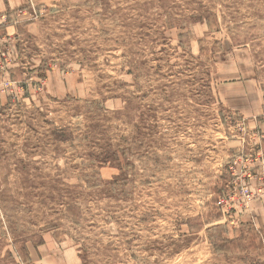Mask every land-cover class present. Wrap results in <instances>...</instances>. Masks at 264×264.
<instances>
[{
  "label": "rangeland",
  "instance_id": "obj_1",
  "mask_svg": "<svg viewBox=\"0 0 264 264\" xmlns=\"http://www.w3.org/2000/svg\"><path fill=\"white\" fill-rule=\"evenodd\" d=\"M24 12L0 50V264H264V0Z\"/></svg>",
  "mask_w": 264,
  "mask_h": 264
},
{
  "label": "crops",
  "instance_id": "obj_2",
  "mask_svg": "<svg viewBox=\"0 0 264 264\" xmlns=\"http://www.w3.org/2000/svg\"><path fill=\"white\" fill-rule=\"evenodd\" d=\"M27 0H0V50L6 46L9 48L13 40H16V34L20 31L21 27L25 30L26 28L33 26L32 21H26V14L24 12L25 4ZM9 45V46H8ZM8 74L10 71L9 65H0ZM3 82H10L8 75Z\"/></svg>",
  "mask_w": 264,
  "mask_h": 264
},
{
  "label": "built area",
  "instance_id": "obj_3",
  "mask_svg": "<svg viewBox=\"0 0 264 264\" xmlns=\"http://www.w3.org/2000/svg\"><path fill=\"white\" fill-rule=\"evenodd\" d=\"M232 174V172H231ZM234 176V175H231ZM240 193L243 201H249L251 199V193L248 191L246 187L240 188Z\"/></svg>",
  "mask_w": 264,
  "mask_h": 264
},
{
  "label": "trees",
  "instance_id": "obj_4",
  "mask_svg": "<svg viewBox=\"0 0 264 264\" xmlns=\"http://www.w3.org/2000/svg\"><path fill=\"white\" fill-rule=\"evenodd\" d=\"M67 210H69V211L71 210L72 211V207L71 206L70 207L68 206L67 207Z\"/></svg>",
  "mask_w": 264,
  "mask_h": 264
}]
</instances>
